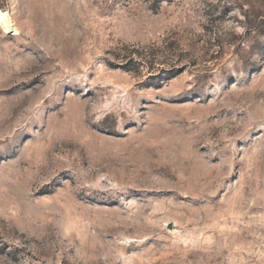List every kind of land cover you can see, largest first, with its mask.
<instances>
[{
    "label": "rangeland",
    "instance_id": "1",
    "mask_svg": "<svg viewBox=\"0 0 264 264\" xmlns=\"http://www.w3.org/2000/svg\"><path fill=\"white\" fill-rule=\"evenodd\" d=\"M0 10V264H264V0Z\"/></svg>",
    "mask_w": 264,
    "mask_h": 264
},
{
    "label": "bare ground",
    "instance_id": "2",
    "mask_svg": "<svg viewBox=\"0 0 264 264\" xmlns=\"http://www.w3.org/2000/svg\"><path fill=\"white\" fill-rule=\"evenodd\" d=\"M0 25L7 32H11V31L15 32V28L13 27V24L9 20L8 16L1 10H0Z\"/></svg>",
    "mask_w": 264,
    "mask_h": 264
}]
</instances>
